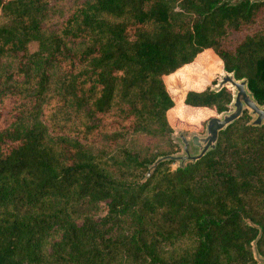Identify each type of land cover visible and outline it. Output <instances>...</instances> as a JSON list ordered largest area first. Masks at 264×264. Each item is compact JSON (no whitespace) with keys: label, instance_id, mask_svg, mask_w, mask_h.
I'll list each match as a JSON object with an SVG mask.
<instances>
[{"label":"trees","instance_id":"16d2710c","mask_svg":"<svg viewBox=\"0 0 264 264\" xmlns=\"http://www.w3.org/2000/svg\"><path fill=\"white\" fill-rule=\"evenodd\" d=\"M167 1L192 18L174 19ZM53 4L0 0V264H255L258 229L264 256V124L241 125L243 114L193 164L160 162L140 180L157 155L175 151L173 126L187 127L177 120L196 122L230 101L227 86L172 96L164 77L197 53L211 49L262 103L264 26H246L264 16V1L81 0L44 33ZM132 132L165 145L129 149ZM103 133L106 149L84 146ZM84 199L105 200L103 218L62 222ZM113 220L129 232L101 234ZM55 223L63 233L49 257L44 236ZM183 237L192 247L168 255Z\"/></svg>","mask_w":264,"mask_h":264},{"label":"rangeland","instance_id":"374dc122","mask_svg":"<svg viewBox=\"0 0 264 264\" xmlns=\"http://www.w3.org/2000/svg\"><path fill=\"white\" fill-rule=\"evenodd\" d=\"M78 1L81 0H54V4L51 7H49L45 17L42 19V24L44 26L43 32L45 33L49 30H52L55 26H57V24L60 23V21L63 19L64 15L66 14L67 9H69L75 2ZM167 2L169 4L170 14L174 19L189 21L192 18V14L189 13L187 10L180 8L178 5L172 3L171 1H167ZM2 21L3 18L0 17V24L2 23ZM261 26H264V16L256 20L255 23L247 25L246 27L249 28L247 29L249 31L250 29L252 30L255 28H260ZM227 33L228 32H226V34H224L223 37L227 35L226 37L228 39L229 38L235 39L238 36H240V33L237 32H231L228 34ZM34 46L35 43L32 47ZM208 52L214 54L211 49L208 50ZM197 64L198 62L196 61L195 65L193 64L188 66L186 65L187 67L185 66L183 68L178 69L174 76L164 77V82L169 86L171 93L174 94L171 95L174 98L180 97L183 94V92L188 88H202L203 85L206 86L205 88H211L213 85H215L219 74L222 72L221 61L219 60V66H214V71L213 70L203 71L202 67H198ZM206 115L211 117L216 114L211 111L210 112L206 111V113L203 114L201 118L203 119ZM241 116H243L240 121L241 125L242 124L246 125L250 117L247 115V112H243ZM177 121L180 124L185 125L187 127L193 126V128L177 126L174 125L173 123L172 125L174 126L171 133L177 129L185 131L186 134L189 132L201 133L203 131L204 122H205L204 121L203 124L200 125L199 123H201L202 120L193 123L191 122L188 123L187 121H180V120ZM109 135L110 134L107 133L100 134L97 138L93 139V141L86 142L84 146L94 151H98L102 149L104 150L107 148V140ZM138 139L141 140L138 141ZM170 139L176 147L173 153L178 152L179 151L178 144L175 143L172 138ZM148 145H150V149L153 153H158L165 145V140L163 139V136H159V135H154V134L152 135L144 132H132L126 136V141L124 143V146L133 150ZM166 167L173 170L174 168L177 167V162H170L166 165ZM73 209L74 212L72 213L67 212L63 216L62 222H64L65 220L73 221L77 225L82 224L85 220L99 222L100 219L103 218V216L106 214L107 206L105 200L92 202L91 200L84 199L82 202L78 201L77 203H75ZM101 227L102 228H100V233L101 234L103 233L104 235L109 236L110 238H119L121 236L126 235L129 232L127 228L121 223H119L117 220H113L111 221V223ZM62 233H63V227L61 223L53 224L46 231L44 236L43 251L49 257L52 256L55 249L61 244ZM191 247H192V240L189 237H183L179 239L176 243H174L172 246L164 247V250L167 252L168 255H176L188 251Z\"/></svg>","mask_w":264,"mask_h":264},{"label":"water","instance_id":"95a60500","mask_svg":"<svg viewBox=\"0 0 264 264\" xmlns=\"http://www.w3.org/2000/svg\"><path fill=\"white\" fill-rule=\"evenodd\" d=\"M225 86H228L230 89V101L226 105L225 110L209 117L204 122V128L201 133L189 132L186 134L183 130H174V132L170 134V138L178 144L179 151L172 154L157 156L147 165L146 171L140 182L145 181L160 162H177L178 168H184L187 163L193 164L207 152L214 149L218 133L237 120L243 112H247V115L250 117L246 125L259 127L264 124V99L262 103H257L252 93L247 88L246 78L235 79L232 72H227L222 69L215 85L209 89L216 92ZM245 221L248 225L257 228V226L251 224L248 219H245ZM259 235L260 230L258 229L255 238L250 243V247L255 264H264V256L259 255L256 249V241Z\"/></svg>","mask_w":264,"mask_h":264},{"label":"crops","instance_id":"0c3cea01","mask_svg":"<svg viewBox=\"0 0 264 264\" xmlns=\"http://www.w3.org/2000/svg\"><path fill=\"white\" fill-rule=\"evenodd\" d=\"M208 50H210V49H204V50H202L201 52H199V53H197L196 55H195V57L189 62V63H187V64H184V65H182L181 67H179L178 69H180V68H183V67H185L186 65L188 66V65H195V63H196V61L198 62V64H197V66L198 67H202V69H203V71L204 70H206V71H211V70H213L214 71V69L212 68V69H210V66L209 65H211V64H209V62H212V64L214 65V66H219V59L214 55V54H211V53H209L208 52ZM209 58V61H208V59H206L205 60V58ZM204 58V59H203ZM200 65H203V66H200ZM186 66V67H187ZM178 69H176L172 74H170V75H168L169 77L170 76H174L175 75V73H176V71L178 70ZM186 69V68H185ZM199 69H201V68H199ZM212 71V72H213ZM166 84V83H165ZM167 85V84H166ZM168 86V85H167ZM206 86L205 85H203V87L202 88H188V89H193V90H200V89H203V88H205ZM168 89H169V86H168ZM169 91H170V93H171V90L169 89ZM177 100H178V98H177ZM179 101V100H178ZM174 114H175V116H177V115H181V112L180 111H178V109H176L175 111H174ZM197 116V115H196ZM200 117L201 116H198V119H196V120H194V121H197V120H199L200 119Z\"/></svg>","mask_w":264,"mask_h":264}]
</instances>
